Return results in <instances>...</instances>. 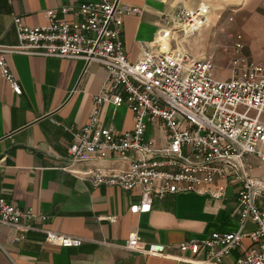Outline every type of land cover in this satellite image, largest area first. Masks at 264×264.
Masks as SVG:
<instances>
[{
	"label": "crops",
	"instance_id": "1",
	"mask_svg": "<svg viewBox=\"0 0 264 264\" xmlns=\"http://www.w3.org/2000/svg\"><path fill=\"white\" fill-rule=\"evenodd\" d=\"M101 0H0V44H17L13 18L27 25L47 22L46 11L59 6H76ZM140 6V14L124 17L121 40L132 61L145 52L153 54L174 48L196 58L212 56L214 77H230V59L223 52L228 33H240L243 53L264 64V0H120ZM188 9L199 18L190 33L180 29L163 36L161 16ZM63 16L57 12V18ZM65 18L73 19L71 13ZM6 62L17 79L21 93L14 94L0 75V184L4 198L20 208H31L47 219L35 226L76 236L77 246L62 247L47 242L44 234L30 231L24 240L14 242L15 228L0 224V264H194L179 258H192L181 252L182 242L202 240L215 234L241 230L240 248L224 258L233 263L251 245L248 235L252 222L238 221V182L227 185L221 199L194 193L170 194L154 199L147 213L132 214L129 206L138 201V191L114 186L94 187L88 170L103 167L122 170L126 162L109 154L105 159L71 161L68 147L72 129L86 124L93 97L105 80V70L97 62L81 58H58L10 53ZM99 122L116 132L130 130L132 113L126 105L101 107ZM155 139L159 142V132ZM264 150V144L262 145ZM251 175L264 184V163L245 155ZM140 237L139 248L151 242L166 246L163 256L125 249L129 234ZM206 258L201 248L195 256Z\"/></svg>",
	"mask_w": 264,
	"mask_h": 264
},
{
	"label": "built area",
	"instance_id": "2",
	"mask_svg": "<svg viewBox=\"0 0 264 264\" xmlns=\"http://www.w3.org/2000/svg\"><path fill=\"white\" fill-rule=\"evenodd\" d=\"M140 6L120 0L85 2L76 6H59L46 11L47 22L27 25L15 16L13 25L17 44H0V75L14 94L20 85L11 72L5 55L58 58H81L86 64L97 62L106 76L93 97L88 122L72 129L68 147L71 161L105 159L109 154L126 162L122 170L96 167L88 170L94 187L114 186L123 191H138L139 199L129 206L132 214L147 213L154 199L170 194L194 193L221 199L227 185L238 182V221L252 222L248 235L251 245L233 263L224 258L240 248L241 230L215 234L202 240L182 242L181 252L192 258H179L194 264H264V184L251 175L245 155L264 163V64L243 53L240 33H228L229 43L223 52L230 59V77H214L212 56L196 58L174 48L132 61L123 47L121 34L124 17L140 14ZM57 12L63 17L57 18ZM71 13L73 19L65 16ZM198 16L181 8L161 16L163 36L180 29L190 33L197 28ZM126 105L132 113L130 130L116 132L111 125L99 122L104 104ZM159 132V142L155 139ZM2 158H0V175ZM31 208H20L4 198L0 184V224L15 228L20 242L30 231L44 234L47 242L57 246H77L81 238L35 226ZM140 237L129 234L125 249L142 254L163 256L166 246L151 242L139 248ZM201 248L206 258L195 256Z\"/></svg>",
	"mask_w": 264,
	"mask_h": 264
}]
</instances>
